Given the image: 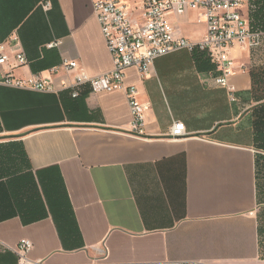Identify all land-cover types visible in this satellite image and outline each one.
I'll list each match as a JSON object with an SVG mask.
<instances>
[{
	"label": "crops",
	"instance_id": "obj_1",
	"mask_svg": "<svg viewBox=\"0 0 264 264\" xmlns=\"http://www.w3.org/2000/svg\"><path fill=\"white\" fill-rule=\"evenodd\" d=\"M196 15L169 21L196 41ZM0 42V70L58 88L0 84V264H17L21 239L40 264H264V40L229 49L243 68L234 102L201 54L160 56L146 77L126 68L149 103L141 135L123 91L63 86L113 68L92 0H0ZM17 52L26 63L14 67ZM174 121L181 137L169 136Z\"/></svg>",
	"mask_w": 264,
	"mask_h": 264
},
{
	"label": "built area",
	"instance_id": "obj_2",
	"mask_svg": "<svg viewBox=\"0 0 264 264\" xmlns=\"http://www.w3.org/2000/svg\"><path fill=\"white\" fill-rule=\"evenodd\" d=\"M138 1L137 12L123 0H92L93 12L113 58V68L96 76L78 71L70 84H63L71 89V96L78 97L79 88L83 85H88L92 92L123 91L131 113L128 131L141 135L149 103L139 100L138 89L134 84L124 82L125 69L134 66L142 77H146L156 58L170 52L186 50L205 56L214 65L218 84L225 89L229 101H236V87L231 78L243 68L235 66L229 49L235 43L256 48L264 40V28H251L248 18L241 12L246 0ZM45 6L48 7L49 3L46 2ZM187 11L197 13L196 23H205V32L199 40L185 37L169 21L170 13L181 14ZM58 43L53 42L49 46ZM8 59L6 44L0 42V65L6 64ZM14 59V67L26 63L23 52H17ZM61 66L65 72L71 73L77 68V62L66 61ZM56 71L57 68L52 69V72ZM0 84L42 91L58 90L54 84L39 75L21 78L14 76L12 71L3 70H0ZM183 130L184 124L174 121L169 132L170 138L181 137ZM31 248L32 243L28 239H21L12 248L17 256V264H40L28 256Z\"/></svg>",
	"mask_w": 264,
	"mask_h": 264
},
{
	"label": "trees",
	"instance_id": "obj_3",
	"mask_svg": "<svg viewBox=\"0 0 264 264\" xmlns=\"http://www.w3.org/2000/svg\"><path fill=\"white\" fill-rule=\"evenodd\" d=\"M248 1H249L248 20H249L250 27L263 29L264 28V0H248Z\"/></svg>",
	"mask_w": 264,
	"mask_h": 264
}]
</instances>
